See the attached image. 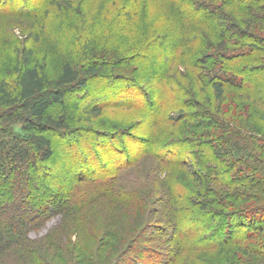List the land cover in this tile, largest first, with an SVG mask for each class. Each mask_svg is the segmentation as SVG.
Instances as JSON below:
<instances>
[{
    "label": "trees",
    "instance_id": "obj_1",
    "mask_svg": "<svg viewBox=\"0 0 264 264\" xmlns=\"http://www.w3.org/2000/svg\"><path fill=\"white\" fill-rule=\"evenodd\" d=\"M171 1L192 26L206 30L200 31L206 52L198 54L191 66L195 79L189 78L188 83H181L177 88L167 87L165 97L168 94L173 98L188 92L193 95L197 83L200 92L207 87L212 89L214 100L220 106H226L224 111L221 113L220 108L215 112L203 110L205 120L201 128L205 132L200 135L203 139L195 137L173 144L171 141L159 143L152 135L147 139L134 133L133 142L139 146L138 153L134 148L129 150L126 143L115 142L116 137L110 134H107L108 138L95 137L96 143L90 142L85 150H82L84 143L68 140L60 151L71 160L70 168L50 180L48 176L54 169L50 170L48 165L56 164L57 141L71 136L68 115L57 114L56 110L65 108L71 96L87 102L85 112L93 117H100L109 107L140 108L141 104L135 100L151 97L152 93L147 89L154 84L164 88V75L170 81L171 71L179 61L177 56H184L187 49H182V31L168 34L153 29L135 46L132 56L126 57V53L124 55L114 46L109 52L113 64L107 63L109 59L102 61L94 45L87 44L84 65L66 64L57 78L50 79L35 61L32 50L23 47L17 53L15 78H0V264H87V252L78 250V243L72 242L76 233L74 228L66 226L63 229L62 223L54 228L58 234L53 230L38 238L31 234L41 231L57 216L65 217L71 211L78 185L91 182L92 177L100 181L106 176L116 177L145 156L157 158L162 169L185 167L190 159L198 166L202 165L200 160L214 166V169L206 168L205 175L200 171L192 173L198 189L189 183L179 187L182 180L177 179V182L170 176L167 208L174 212L171 219L176 223L173 226L176 232L171 235L174 245L204 231L200 227L194 228L192 233L184 231L187 210L194 208L196 217L202 214L219 220L216 228L209 226L207 229L214 237L222 225L236 229L227 230V236L219 239L215 248L236 246L240 251L264 258V134L249 125L255 117L264 119V0ZM191 34L192 39L195 34ZM169 40L171 62L160 75L149 72L144 77H137L135 73L130 76L117 73L123 66L132 72L147 70L148 64L152 63L148 57L150 48ZM109 68L117 69L116 73L107 74ZM184 76L181 79L186 80ZM92 83H98L93 90ZM96 92L103 96L102 100L97 99ZM165 97L161 98V105L166 102L180 108L177 113L166 116L160 109L156 110L153 127L161 122L173 128L194 127L195 123L191 125L189 117L192 121L195 114L189 116L186 113L187 102L179 96L180 103L171 104ZM228 99L231 100L226 104ZM148 111L144 113L149 115ZM183 153L187 155L182 156ZM210 181L220 184L221 188L211 189ZM252 200L261 204L251 205ZM139 201L141 203L140 197ZM106 236H112V231ZM136 241L129 249H122L121 245L111 247L110 251H119V256L110 264H138L130 256ZM202 242H190L191 246L187 247L190 255L206 249ZM198 244L201 246L197 247ZM177 250L179 254L185 252L184 247ZM146 252L147 249H142L141 258ZM104 254L106 252L100 247L91 253L89 263L100 264L102 258L103 261L107 258ZM147 258L149 261L145 264H178L171 256L152 254Z\"/></svg>",
    "mask_w": 264,
    "mask_h": 264
},
{
    "label": "rangeland",
    "instance_id": "obj_2",
    "mask_svg": "<svg viewBox=\"0 0 264 264\" xmlns=\"http://www.w3.org/2000/svg\"><path fill=\"white\" fill-rule=\"evenodd\" d=\"M162 1L154 3L151 0H0V78H15L14 67L17 64V53L23 47L32 50L39 67L44 68L50 79H55L62 73L66 64L74 67L85 64L87 44L94 45L101 60L107 62L110 57L109 52L114 49V46L122 50L124 55L126 53V57L132 56L135 46L153 29L168 34L177 33L176 31L180 30L184 35L181 41L182 49H187L186 54L179 58L177 56L179 61L172 71L170 69V81L164 75V88L157 84L148 87L147 90L152 93V96L135 100L141 104L140 108L109 107L100 117H93L85 112L87 102L82 98L71 96L66 101L65 108L56 110L57 114L68 115L71 136H67L66 140L57 141L56 164L48 165L50 170L54 169L48 176L50 180L60 171L70 168L71 160L69 161L60 151L64 149V144L68 140L84 143L82 150H85L90 142L96 143L95 137L108 138L107 134H110L116 137L115 142L126 143L129 150L134 148L135 153H138L139 146L133 142L134 133L147 139L152 135V138L157 139L159 143L171 141V144L180 140L199 138L205 132L201 128L205 120L203 110L208 109L212 112L220 108L221 113L224 111L226 106H220L214 100L212 89L207 87L200 92L201 88L197 83H195V90L192 91L194 96L188 92L184 95L179 93L173 98H170L168 94L165 97L164 90L167 87L177 88V85L181 83H188L189 78L195 79V71L191 66L198 59V54L206 52L200 39L202 36L200 33L206 30L192 26L189 20L180 15L178 7H175L176 4L171 0ZM191 33L195 34L192 39ZM170 41L166 44L160 42L150 48L148 57L152 63L148 64L147 70L143 68V71L132 72L123 66L117 73L124 76L135 73L137 77H144L149 72L150 75H160L162 69L166 71L171 62ZM150 56L153 57L150 58ZM113 62L109 59L107 63L113 64ZM116 70L109 68L106 72L107 74L116 73ZM182 75H186L184 76L186 80L181 79ZM97 84L92 83L91 90L95 89ZM185 86L190 89L186 84ZM96 96L97 99H103L98 92ZM179 96L187 102L186 113L189 116L195 114L194 120L191 121L189 117L191 125L195 123V126L191 128V126L181 125L173 128L161 122L153 127L155 117L153 114L156 110L160 109L166 116L171 112L177 113L180 108L170 106L166 102L161 105V98L170 99L172 104L180 103ZM230 100L228 99L226 104ZM145 110H149L147 113L150 114L146 115ZM242 125L248 126L243 123ZM249 125L257 129L256 132L262 131L264 134V119L255 117ZM184 155L187 154L183 153L182 156ZM200 162L202 165L198 166L195 160L190 159L185 167L162 169L157 158L145 156L138 163L120 171L116 177L106 176L104 181L92 177L91 182L76 187L77 192L74 191L76 193L71 201V211L67 212L65 217L57 216L41 231L33 232L31 236L42 237L50 230L58 234L59 231L54 228L64 223L63 229L69 226L76 231L72 242L78 243V250L87 252V264H90L91 253H95L100 247H103V252H106L103 256L109 258H105L104 261L102 258L100 264H110L119 256V251H110V248L121 245L122 249H129L134 240L137 241L133 245L134 251L130 256H133L138 264H145L149 261L147 255L152 254H160L161 257L166 258L171 256L178 264H239L237 261H242L241 264H264V258L254 256L246 250L240 251L236 246L215 248L219 239L227 236L228 231L232 232L236 229H228L222 225L219 227L217 236L214 237L213 232L207 229L209 226L216 228L219 220L202 214L196 217L194 208L187 210L189 213L184 220L187 228L184 231L192 233L194 228L198 227L204 231L197 232L189 240H182L181 244H173L171 235L176 232L173 229L176 223L171 221L174 212L167 208L170 203L167 197V186L171 183L170 176L176 180H182L178 183L179 187L189 183L192 188L198 189L199 186L194 182L195 177L192 173L200 171L202 175H205L206 168L214 169L210 162L204 160ZM213 178L211 177L210 180ZM209 186L216 190L221 188L220 184L212 181ZM260 204L261 202L256 200L251 202V205L255 206ZM109 231H112V236H106ZM198 240L201 242L203 240L202 244L206 249L190 255L187 247L191 246L190 242ZM196 246L200 247L201 244ZM178 247H184L185 252L179 254ZM142 249H147L143 255L144 258L140 256Z\"/></svg>",
    "mask_w": 264,
    "mask_h": 264
}]
</instances>
